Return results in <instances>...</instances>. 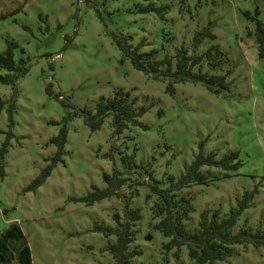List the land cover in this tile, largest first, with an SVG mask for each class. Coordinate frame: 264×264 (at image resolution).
<instances>
[{"label":"rangeland","instance_id":"1","mask_svg":"<svg viewBox=\"0 0 264 264\" xmlns=\"http://www.w3.org/2000/svg\"><path fill=\"white\" fill-rule=\"evenodd\" d=\"M149 1L164 6V17L136 9ZM257 18L264 23V0H0V50L6 39L14 41L13 58H24L28 67L13 84L0 81V145L6 141L0 235L16 222L31 264H114L107 250L114 235L93 225H114L112 213L122 219L127 203L140 215L128 245L140 251L130 257L132 264H203L189 257L186 245L164 246L169 237L154 228L160 217L152 212L157 197L148 186V171L161 186L169 174L177 178L200 143L218 157L237 150L240 165H204L207 182L178 190L193 206L187 226L197 225L201 211L225 214L249 194L233 231L263 229L264 56L257 53ZM114 33L129 34L132 44L142 39L141 50L155 47L158 56L173 58L180 48L195 55L217 44L219 64L210 69L204 58L202 68L225 74L228 88L214 92L201 81L186 80L168 91V77H153L120 59ZM116 88L129 91L134 111L146 107L137 122L127 121L115 132L107 114L91 130L72 114L79 108L94 111L96 101ZM62 123L61 159L38 186L27 188L54 153L49 138ZM121 152H133L139 166L127 169ZM113 167L125 176L119 195L92 203L77 198L93 184L104 186L101 172ZM232 247L214 264H264L263 245ZM0 253L2 264H15L9 250Z\"/></svg>","mask_w":264,"mask_h":264},{"label":"trees","instance_id":"2","mask_svg":"<svg viewBox=\"0 0 264 264\" xmlns=\"http://www.w3.org/2000/svg\"><path fill=\"white\" fill-rule=\"evenodd\" d=\"M164 6L154 5L149 1L142 5H137L136 9L140 11H155L164 17ZM258 12V10H256ZM249 14V11H246ZM213 36V33H209ZM255 40L257 53L264 56V23L257 18L255 27ZM114 41L121 53V58H128L131 65L143 73H150L153 77H168L166 89L173 91L174 82L178 81H201L208 89L214 92H220L228 88L226 76L223 73H217L212 70L219 64L222 52L217 44H212L201 54H189L185 48H180L176 52L175 58L169 55L158 56L157 49L151 47L147 50H141L142 39L135 44L131 43L129 34L114 33ZM199 41L198 36L195 37ZM15 42L5 40V47L0 50V81L4 83H14L15 80L23 75L27 70V64L24 58H13V47ZM208 59V67H203V59ZM195 66L196 69H195ZM129 91L122 88H116L111 96L100 97L96 103L94 111L88 108H79L73 110L72 114L81 116L82 121L89 129H97L107 114L111 115V122L115 132H118L125 126L127 121L137 122L136 116L145 110V106H139L136 111L132 107V99L129 98ZM2 100L0 99V107ZM66 137V127L62 123L57 132L49 138V141L55 144L54 153L49 156L47 162L39 173L27 185V188L34 189L38 186L49 173L52 165L61 159L63 143ZM6 141L0 145V158L6 150ZM203 144L200 143V150L186 165L185 170L174 178L169 174V182L166 186L158 185V180L152 176L151 171L148 175L152 182L148 183L150 190L155 193L157 199L153 202L151 209L153 214L157 215L158 220L154 223V228L160 231L169 239L164 242L166 248L173 246L180 247L186 245L190 258L198 263L214 264L217 260L225 259L232 252V246L235 244L252 243L255 246H264V228H257L254 231L247 227H242L238 231H233L241 211L248 205L249 194H244L238 199L236 207H231L225 214H220L218 209L208 212H200L197 225L193 228L187 226L185 219L193 209L191 201L185 195H179L178 190L192 183H205L209 175L203 166H215L223 169H237L240 165L237 150H230L218 157L216 152L210 150L204 152ZM121 161L127 166H139L134 159L133 152H121ZM225 175H229L225 172ZM104 186L97 187L91 185L83 195L77 197L85 203H92L108 195H119V188L125 181L120 169L115 167L110 172H101ZM126 215L121 219L118 212L112 213L114 225L95 223L93 228L100 231L103 235H114V240L109 242L107 250L112 256L114 264H132L130 257L139 253L135 248H129V243L134 238L133 223L139 218L138 209L125 204ZM0 249H7L13 254L15 264H31L30 250L27 241L16 222H10L0 235ZM0 264L1 253H0Z\"/></svg>","mask_w":264,"mask_h":264}]
</instances>
